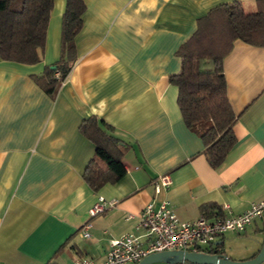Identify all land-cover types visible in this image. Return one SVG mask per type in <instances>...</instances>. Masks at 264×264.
<instances>
[{"label": "crops", "instance_id": "1", "mask_svg": "<svg viewBox=\"0 0 264 264\" xmlns=\"http://www.w3.org/2000/svg\"><path fill=\"white\" fill-rule=\"evenodd\" d=\"M235 1L248 12L264 8V0H84L76 61L54 96L34 76L61 57L67 0H54L40 62L0 58V264L101 259L111 239L136 231L146 205L166 198L182 220L194 221L225 205L240 214L263 197L264 46L237 39L224 58L237 143L218 168L185 123L170 83L198 19ZM91 117L127 148L126 175L98 190L84 179L96 145L80 126ZM164 174L172 185L156 195L153 182ZM99 196L115 205L91 216ZM218 242L234 260L253 258L264 243V217Z\"/></svg>", "mask_w": 264, "mask_h": 264}, {"label": "trees", "instance_id": "2", "mask_svg": "<svg viewBox=\"0 0 264 264\" xmlns=\"http://www.w3.org/2000/svg\"><path fill=\"white\" fill-rule=\"evenodd\" d=\"M53 7L54 0H0V58L24 64L40 62ZM85 10L84 0H67L61 57L43 74L34 76L51 96L58 92L76 61L75 38L83 27ZM237 39L264 46V8L248 12L242 2L235 1L216 6L199 18L197 30L178 50L180 72L170 76V83L179 90L177 103L182 117L201 137L204 154L214 168L225 162L237 143L233 129L237 116L228 98L223 66ZM104 127L95 117L85 119L80 126L96 145L84 172L85 181L95 190L120 181L127 173L123 163L126 144ZM221 245L218 242L209 253L226 255Z\"/></svg>", "mask_w": 264, "mask_h": 264}, {"label": "built area", "instance_id": "3", "mask_svg": "<svg viewBox=\"0 0 264 264\" xmlns=\"http://www.w3.org/2000/svg\"><path fill=\"white\" fill-rule=\"evenodd\" d=\"M60 74L56 73V77ZM172 185L170 174L159 176L154 182L155 194L169 190ZM173 199H163L157 205H146L138 216L136 231L110 240V249L98 260L80 258L74 264H128L140 263L146 256L163 251L184 250L209 253L217 248L216 241L227 232H243L256 219L264 217V195L240 214H234L228 205L213 218L204 215L194 221L182 220L175 211ZM115 205L114 200L99 196L90 210L95 216ZM92 223H86L81 234L91 237Z\"/></svg>", "mask_w": 264, "mask_h": 264}, {"label": "water", "instance_id": "4", "mask_svg": "<svg viewBox=\"0 0 264 264\" xmlns=\"http://www.w3.org/2000/svg\"><path fill=\"white\" fill-rule=\"evenodd\" d=\"M156 262L166 264H181L186 262L192 264H262L264 262V243L260 251L248 260H234L227 255L216 253L172 250L152 253L138 264H153Z\"/></svg>", "mask_w": 264, "mask_h": 264}, {"label": "rangeland", "instance_id": "5", "mask_svg": "<svg viewBox=\"0 0 264 264\" xmlns=\"http://www.w3.org/2000/svg\"><path fill=\"white\" fill-rule=\"evenodd\" d=\"M153 264H166V263H163V262H156V263H153ZM181 264H192V263H188V262H186V263H181Z\"/></svg>", "mask_w": 264, "mask_h": 264}]
</instances>
